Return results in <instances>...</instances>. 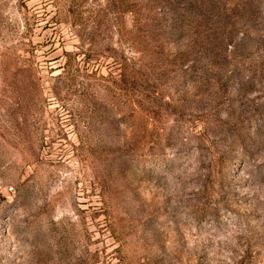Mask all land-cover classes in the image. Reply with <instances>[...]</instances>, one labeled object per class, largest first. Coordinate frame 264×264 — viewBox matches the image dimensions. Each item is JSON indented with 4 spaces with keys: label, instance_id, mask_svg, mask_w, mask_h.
<instances>
[{
    "label": "rangeland",
    "instance_id": "rangeland-1",
    "mask_svg": "<svg viewBox=\"0 0 264 264\" xmlns=\"http://www.w3.org/2000/svg\"><path fill=\"white\" fill-rule=\"evenodd\" d=\"M0 264H264V0H0Z\"/></svg>",
    "mask_w": 264,
    "mask_h": 264
}]
</instances>
